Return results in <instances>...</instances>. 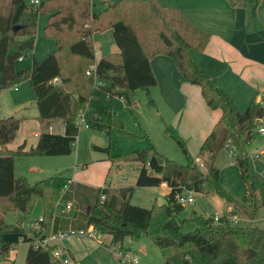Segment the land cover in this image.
<instances>
[{
    "label": "trees",
    "instance_id": "16d2710c",
    "mask_svg": "<svg viewBox=\"0 0 264 264\" xmlns=\"http://www.w3.org/2000/svg\"><path fill=\"white\" fill-rule=\"evenodd\" d=\"M103 5L100 12L91 13L90 0H43L37 6L29 5L28 0H0V92L27 80L34 94L38 121L47 127L58 121L63 128L62 134L42 131L33 147L24 149L22 143L9 151L5 146L14 139L20 119L12 116L0 119V263L11 264L8 257L15 246L2 241L1 236L19 232L17 227L4 224L3 215L16 211L24 216L38 200L41 222L32 231L35 238L91 226L101 236H109L111 245L123 250H129L122 247L124 239L134 242L145 236L158 248L164 264H264V229L252 225L259 206L256 197L259 188L250 177L245 150L257 120L264 117V108L252 103L240 113L232 96L216 86L192 60L190 52H202L209 36L194 27L179 9L163 8L157 0H104ZM39 17H46L42 34L53 40L55 50L17 72L14 62L22 52L33 48ZM107 30L117 53L95 62L91 35ZM158 55L171 58L182 78L200 88L207 107L221 113L200 148L199 156L206 157L205 172L194 162L184 141L165 130V136L173 139L184 154L185 166L165 159L149 140L144 149L107 158L110 165H137L134 186L92 188L72 185L60 176L28 185L14 175L16 156L70 154L77 135L74 120L87 108L95 92L102 93L107 101L116 97L131 105L139 91L155 87L150 60ZM90 66L94 70L86 75ZM95 81L102 86H95ZM88 125L106 134L115 125L123 133L122 125L112 120L111 110L104 106L92 108ZM224 148L232 153L246 185L247 197L242 203L221 187L219 170L213 166ZM93 150L104 151L97 147ZM260 156L264 159V151ZM161 184L170 189L165 204H154L150 209L130 204L136 188ZM183 191L204 196L215 194L228 203L231 214L217 220L212 216H194L195 231L182 233L178 216L184 207L177 203L176 196ZM249 198L256 200L251 211L246 206ZM58 201L73 204L70 218L54 215ZM236 213L246 221L232 223L229 217ZM30 241L32 237L26 240L23 264H60L52 256L51 248L34 249Z\"/></svg>",
    "mask_w": 264,
    "mask_h": 264
},
{
    "label": "rangeland",
    "instance_id": "374dc122",
    "mask_svg": "<svg viewBox=\"0 0 264 264\" xmlns=\"http://www.w3.org/2000/svg\"><path fill=\"white\" fill-rule=\"evenodd\" d=\"M43 0H38L41 2ZM104 0H90L91 13L100 12L104 5ZM46 17H39L36 22V34L34 37L33 48L30 51L21 53L22 61L16 60L14 62V70L24 71L31 64L32 60L40 61L43 57L51 54L55 50L54 42L50 38H46L42 34V28L45 24ZM94 52L97 58H100L112 49H116L112 42L110 32L102 31L92 37ZM34 94L31 91L27 80L11 86L0 92V119L12 116L20 119V124L14 139L5 146L9 151H14L19 145L24 143L25 148L36 141L37 137H33V133H41L47 131V124L40 123L37 119V112L34 105ZM142 106L144 112L149 115L157 116L154 108L150 107L148 102H152L151 97H147L144 92H139L136 96L135 102ZM152 100V101H151ZM113 106L104 98L97 101H92L89 108L84 112V124H88L91 117V110L93 107L104 106L111 110L112 120L122 125L123 133L120 132L115 125H112L109 132H99L93 130L86 125L77 129L75 141L71 147V152L64 156H16L13 158L15 165L16 177L23 179L28 185H32L36 181L44 180L53 176H60L69 179L74 171H78L83 166H75L74 155L78 154V161L90 162L92 155H103L102 157H113L134 151L135 144H142L145 146V141L136 138L145 130L138 125V117H142L138 112L134 114L129 109H124L125 106L130 107L123 102L112 99ZM51 128L50 133L60 134L63 132L61 124L58 121L49 123ZM124 125V126H123ZM89 126V125H88ZM260 127L256 126L252 131V137L247 142L245 150L249 157V173L251 179L258 186L257 202L258 208L254 213L252 225L264 229V159L260 156V145L264 140V135L259 132ZM48 132V131H47ZM62 134V133H61ZM154 135V134H153ZM159 136V140L165 146V159L172 161L180 166H185L187 161L173 139ZM160 146V144L158 143ZM93 147L101 148L103 152H96ZM161 147V146H160ZM214 168L220 172V185L235 201L242 203L247 197L246 185L244 184L238 166L231 157L229 149L224 148L220 151L213 162ZM199 169L202 168L200 164ZM205 168V163H203ZM137 165L133 163L118 164V167H112L107 175V182L117 187H130L135 185V174ZM33 170V171H32ZM14 172V171H13ZM186 195V194H184ZM215 195V194H211ZM216 196V197H215ZM212 196V199H206L202 195H194V204L184 206V210L178 216L181 222V232L191 233L195 231L196 223L193 220L194 216H202L204 218L211 217L215 212H223L228 203L218 197ZM256 200L249 198L246 206L251 211ZM263 202V204L261 203ZM130 204L136 207L150 209L154 204L161 206L165 204V197L161 195L160 190H148L143 188H136L130 199ZM62 210V201L57 202L55 212L59 213ZM67 215H69L67 213ZM41 216V205L38 200L34 201L30 212L21 216L16 211H8L3 215V222L7 226H15L19 229L18 233L3 234L2 241L14 244L13 251L9 253L8 260L11 264H23L25 251L28 247L26 240L32 237L34 242L37 238L33 237L32 231L34 228H29V224L37 221ZM243 218H245L243 216ZM243 223V222H242ZM107 236H98L97 239L90 241L89 244L97 246L93 249L91 245L86 246L82 253L84 257L77 261V264H119L115 258L106 249L109 246L107 243ZM123 248L131 247L139 258L140 264H164L158 248L145 236L141 235L137 240L131 242L130 239H124L122 243ZM9 262H1L0 264H8Z\"/></svg>",
    "mask_w": 264,
    "mask_h": 264
},
{
    "label": "crops",
    "instance_id": "0c3cea01",
    "mask_svg": "<svg viewBox=\"0 0 264 264\" xmlns=\"http://www.w3.org/2000/svg\"><path fill=\"white\" fill-rule=\"evenodd\" d=\"M157 1L163 8H176L182 11L194 27L209 36V41L204 50L202 52L191 51L190 57L207 73L216 86L232 96L237 110L243 113L252 103L259 104L264 108V0H259V2L255 3L244 0ZM97 33L91 35L92 42V37ZM92 46L94 51L93 43ZM112 53H117V48L112 49L106 55ZM100 58H97L94 52L95 62ZM22 59L23 57L18 61H22ZM150 67L157 82L156 86L147 92H141L153 99L150 107L155 109L157 116L144 112L142 106L138 104L140 100L135 102L136 98L130 107L125 106L124 108L129 109L128 111L134 114L138 112L142 116L138 117V125L143 129L145 127V130L141 133L144 136L137 135L136 138L144 140L145 146L139 143L134 145L136 146L135 148H146V140H149L157 152L165 157L163 152L167 144L161 142L159 136L167 139L164 132L165 130H170L184 141L186 149L194 159V162L197 165L200 164L202 166L201 170L205 172L203 163L206 157H200L199 152L202 144L219 121L220 111L211 110L207 107L201 96L200 88L187 83L182 78L171 58L164 55L155 56L150 60ZM54 82L57 83L58 81L55 80ZM101 98L105 99V96L99 91L95 92L86 110L92 101H97ZM112 99H116L123 104L121 99L113 97L109 101L112 106ZM257 126L264 128V117L257 120ZM35 142L29 147H33ZM260 148L259 154L264 151V140ZM102 156L92 155L90 162L84 163L85 161H78V154L75 153L73 159L75 166H83V168L74 171L68 182L72 185L81 184L92 188L105 186L112 189L120 188L107 182L109 171L113 166L118 167V165H110L107 157ZM15 170L13 163L14 173ZM137 173L136 170L135 181ZM143 189L157 192L160 190L161 195L164 197L170 191L166 184ZM194 195L202 194L195 193ZM212 196L215 195L204 197L208 200L212 199ZM66 202L62 201V208ZM231 210L232 208L226 205L223 212L217 211L212 217L216 213L220 216H227ZM72 213L73 210L60 211L59 213L54 212V215L70 218ZM236 215L243 218L241 214L236 213ZM243 219L246 221V218ZM107 238L106 244H110V237L107 236ZM89 243L77 239H67L63 241L62 247L77 262L84 257L82 250L86 246L91 245ZM91 246L93 249L97 248V246ZM128 249L134 252L131 247H128Z\"/></svg>",
    "mask_w": 264,
    "mask_h": 264
},
{
    "label": "built area",
    "instance_id": "2783aa9c",
    "mask_svg": "<svg viewBox=\"0 0 264 264\" xmlns=\"http://www.w3.org/2000/svg\"><path fill=\"white\" fill-rule=\"evenodd\" d=\"M38 0H28V4L31 6H37L38 5ZM22 57H19L18 60H21ZM94 67L90 66L88 70L86 71V75H89V72L93 71ZM95 86H102V84L98 81H95L94 83ZM264 106V103H263ZM86 110V109H85ZM84 111L80 112L77 114L75 120H74V126L78 129L79 127L86 125L87 127L88 124H84ZM47 131L50 133L51 132V127H47ZM260 133L264 134V128L260 127L259 129ZM39 133H34L33 137H38ZM231 153V157H232ZM70 183V182H68ZM186 194V195H184ZM194 192L192 191H183L182 193L178 194L176 196V201L179 203L181 206H189L194 204ZM74 206L70 202H66L63 205L62 210L64 212L71 211L73 210ZM232 211V210H231ZM231 211L229 214H231ZM219 217H221L219 214H215L213 216L214 220H217ZM230 221L234 224L240 223V222H245L243 218L236 214H232V216L229 217ZM41 222V218H39L37 221L30 223L29 228H34L38 229L39 223ZM98 236H101L98 234L91 226H88L84 229H79V230H66V231H59L55 233H48L45 236L37 238L34 242H30L32 247L34 249H48L51 248V254L52 256L60 262V264H77V262L70 256V254L67 252L62 247L63 241L67 239H77L81 241H87L90 242L94 239H97ZM106 249L110 252V254L115 258V260L119 264H140L139 258L137 255L130 251V250H123L120 249L118 246L111 245L109 244Z\"/></svg>",
    "mask_w": 264,
    "mask_h": 264
},
{
    "label": "water",
    "instance_id": "95a60500",
    "mask_svg": "<svg viewBox=\"0 0 264 264\" xmlns=\"http://www.w3.org/2000/svg\"><path fill=\"white\" fill-rule=\"evenodd\" d=\"M151 175H152V173L150 172V173H149V176H151Z\"/></svg>",
    "mask_w": 264,
    "mask_h": 264
}]
</instances>
